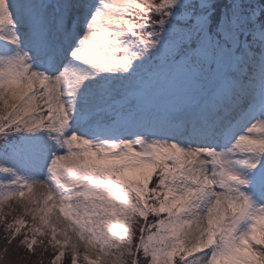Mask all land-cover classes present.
I'll return each instance as SVG.
<instances>
[{"label": "snow or ice", "instance_id": "6c2138e0", "mask_svg": "<svg viewBox=\"0 0 264 264\" xmlns=\"http://www.w3.org/2000/svg\"><path fill=\"white\" fill-rule=\"evenodd\" d=\"M86 7L59 0L50 13L36 0H0V39L18 45L23 34L29 45L0 56V137L48 129L64 149L0 145L25 160L51 152L44 179L0 164L13 177L0 183L17 185L0 193V208L18 213L0 264H21L17 241L35 254L45 227L48 264H264V203L253 199L264 201V4L232 0L213 23L211 0H100L68 50L83 64L56 71ZM141 58L150 63L127 84L104 81L80 95L89 77L127 72ZM237 116L247 127L217 150ZM191 131L212 139L181 143Z\"/></svg>", "mask_w": 264, "mask_h": 264}, {"label": "rangeland", "instance_id": "374dc122", "mask_svg": "<svg viewBox=\"0 0 264 264\" xmlns=\"http://www.w3.org/2000/svg\"><path fill=\"white\" fill-rule=\"evenodd\" d=\"M98 0H85V3L87 4V7L82 9L80 14H79V19L73 28L71 34L68 36L66 40H64L57 52V63L55 64V70L59 71L60 68L64 67L69 61L72 62L74 65H82L83 62H77L75 59L71 56L68 55V50L71 48H74L77 46L79 43V40L81 36L84 34V31L86 29L88 21L91 19ZM11 3V0H9ZM45 0H43V3ZM96 2V4H94ZM185 0H181V3H184ZM189 2L192 4V6H195V0H189ZM246 4V6H249L250 8L256 6L255 0H242ZM36 3L43 4L41 0H36ZM47 4V3H44ZM220 6V1L219 0H211V14L216 10V7ZM232 6V0L228 1L226 4L225 2L222 3V5L219 7V14L222 17H225L229 14V10ZM29 51V45L27 39L21 34V42L18 45H12L9 44L7 41L0 39V56H6V55H12L16 51ZM29 55L31 56L32 53L29 52ZM150 63L148 58H141L140 60L134 61L133 66L124 73H109V72H98L96 76L94 77H89L86 79L83 84L81 85V88L79 90V93L81 96H83L85 93L88 91H99V85L104 82V81H109L111 80L113 83L120 84V85H125L131 80L134 79V73H139L143 70V68ZM34 67L36 68H41L45 70L47 73H51L53 71V68L50 67L46 63H41L38 60L34 62ZM91 68V66H87ZM66 99H70L66 97ZM260 103V94L259 90L256 91L255 96L252 100V107H258ZM79 107V105H78ZM237 119V117H236ZM239 123H237V126L235 129L232 131L230 138L225 141L223 136L216 137L215 138V147L217 150H219L221 147L227 148L229 144L240 134L245 130L247 127L249 120H245L243 122V118L240 117L237 119ZM78 134L80 132H84L88 136H95L96 133L93 131H90L86 128H80L77 127ZM24 131H19V132H13L10 133L6 138H3V142H0V145L4 144H12L10 141H13L15 139L9 137L13 136L14 134H19ZM13 134V135H12ZM196 133L191 132H186L185 135L181 138L180 142L184 143V138L191 136H196ZM52 136L51 130L48 129H38L34 133H26L25 132V138L26 140L32 144L34 147L44 145L47 146L48 148L56 151H64L63 148H60L56 141L51 139L50 137ZM207 137V135L205 136ZM157 138H163V137H157ZM201 138V137H199ZM208 139L211 140L212 137L211 135L208 136ZM209 141L206 139H198L196 142H194V145H200V144H205L208 143ZM186 144V143H185ZM248 155V154H244ZM51 156V152L47 151L45 154L44 151H39L37 150L35 154L30 158V159H22L18 158L16 155H14L12 152H10L7 148L0 149V164L6 165L9 168L13 169L16 175L28 180H36V179H44L45 176L48 174L47 173V166L49 163V158ZM241 158H243L241 156ZM234 167L237 168L238 171L247 173L246 168H242L240 165L234 164ZM13 179V177L10 174H6L4 172H0V181H8ZM17 187V185H12V184H4L0 183V193H4L8 190H14ZM253 199L260 202L264 203V201H261L258 196H253ZM10 209L12 208H0V217L6 215L9 213ZM14 210V209H13ZM15 211V210H14ZM18 213L15 211L14 215L16 216ZM51 223V221H50ZM264 224V222H261ZM44 234L49 236V228L45 227ZM262 235H264V231H262ZM81 252L84 251V249H80ZM104 264H114L113 258L108 257L105 258Z\"/></svg>", "mask_w": 264, "mask_h": 264}, {"label": "trees", "instance_id": "16d2710c", "mask_svg": "<svg viewBox=\"0 0 264 264\" xmlns=\"http://www.w3.org/2000/svg\"><path fill=\"white\" fill-rule=\"evenodd\" d=\"M219 1H220V6H221L222 3L225 2L226 4L230 0H219ZM255 2L257 5L252 8H259L261 4H264V0H255ZM219 7H216V10L211 14L213 23H215L217 20L222 18V16H220L219 14V9H220ZM258 23H264V15L259 17ZM24 136H25V132H22V133L20 132L19 134H14L13 136L9 137V141H10V138H13L15 140L10 141V142L12 144H17V143H20L22 139L26 140ZM0 142H3V138L1 137H0ZM14 213L15 211L13 209H10L9 213L0 217V244H2L3 241L6 238H8V232L6 230V225L8 224L10 217L15 216ZM49 239L50 237L44 233H42L38 237L40 244L35 254H31L27 252L22 247L20 242L17 241L16 246L19 250L18 255H19L21 264H48L49 254L53 251L52 246L49 244Z\"/></svg>", "mask_w": 264, "mask_h": 264}, {"label": "bare ground", "instance_id": "6f19581e", "mask_svg": "<svg viewBox=\"0 0 264 264\" xmlns=\"http://www.w3.org/2000/svg\"><path fill=\"white\" fill-rule=\"evenodd\" d=\"M98 3H97V6L99 5V3H100V0H98L97 1ZM94 4H96V2L94 3ZM66 99V98H65ZM67 100V99H66ZM194 142H196V139H194V138H189V137H185L184 138V143H194Z\"/></svg>", "mask_w": 264, "mask_h": 264}]
</instances>
